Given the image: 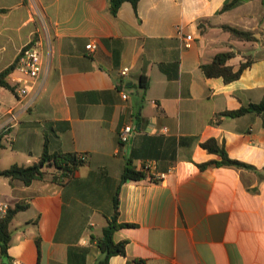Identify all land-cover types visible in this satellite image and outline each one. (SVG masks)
<instances>
[{
    "label": "crops",
    "instance_id": "1",
    "mask_svg": "<svg viewBox=\"0 0 264 264\" xmlns=\"http://www.w3.org/2000/svg\"><path fill=\"white\" fill-rule=\"evenodd\" d=\"M224 1L139 0L136 13L124 2L112 16L108 0H0V72L33 42L43 63L25 97L0 86V111L17 114L0 153L19 157L9 167L31 165L47 134L50 153L85 156L63 183L49 174L28 186L0 180L1 202L27 204L10 223L7 264H72L69 255L80 264L82 249L84 264H97L103 257L97 240L112 217L132 150L140 153L133 166L146 177L118 189L117 222L134 226L114 231L115 242H127L125 257L112 256L109 264H264V116L219 115L264 99V4L248 0L219 13ZM223 26L250 31L259 41L234 40ZM225 51L234 52L228 61L234 69L252 58L230 83L201 70ZM124 67L129 72L120 76ZM14 75L6 78L9 85ZM65 121L68 131L50 132L53 123ZM124 125L134 132L122 145L117 135ZM142 136L195 140L172 152L165 140L148 143ZM210 138L255 170L200 169L220 160L199 146ZM146 165L171 171L152 182Z\"/></svg>",
    "mask_w": 264,
    "mask_h": 264
},
{
    "label": "trees",
    "instance_id": "2",
    "mask_svg": "<svg viewBox=\"0 0 264 264\" xmlns=\"http://www.w3.org/2000/svg\"><path fill=\"white\" fill-rule=\"evenodd\" d=\"M248 0H225L222 7L219 10V13L231 10L241 5L242 3ZM128 2L131 4L134 12L136 13L137 4L139 0H108L109 3V12L112 16L117 14V11L122 3ZM264 4V0H261ZM224 31L228 32L230 37L237 41L243 42H256L259 39L250 31H244L230 26H223ZM31 45L24 47L21 52H25ZM19 56V55H18ZM18 56L13 64L0 72V86L8 88L12 91V88L6 82V78L14 72L16 61ZM234 57V52L225 51L217 53L207 64L201 65V70L204 75L208 78H217L221 77L224 83H230L237 80L242 72L248 68L252 63L251 56H245L244 61H241L237 69H234L233 66L228 64V61ZM148 87V79L143 74L140 76L139 88L144 92ZM254 113L256 115L264 116V99L258 104H249L247 107H242L233 111H225L219 115L228 116L232 118L240 117L246 113ZM70 129L69 122H55L53 123L49 130L50 132H65ZM3 132L0 133V149L2 145V136ZM148 143L158 142L165 140L169 146L170 150L175 152L177 147L185 146L192 144L195 140L193 137H180L179 139H163V137H149L142 136ZM50 137L47 134H44V143L42 153L37 162L24 166L13 164L7 169H0V177L12 180L21 181L25 186L30 185L33 181L43 180L49 174L51 180L58 183H63L66 179H69L73 173L85 163V159L81 158L79 154L73 153H62L54 152L50 153L48 151V141ZM199 146L206 150L210 154H215L219 156L220 160H212L203 164H199L198 167L203 169L210 164L215 166H231L235 168H249L255 170L254 167L247 165L243 162H240L235 159L228 157L224 143L218 142L214 138H210L204 142H200ZM149 157H156L152 154H148ZM140 157V153L136 150H132L131 155L125 160L123 171L119 180V185L115 195L113 196V214L111 219L108 221V225L102 231V238L97 240V246L103 255V257L97 262V264H109V259L112 256L120 255L125 257V246L126 241L122 240L115 242L113 239V233L115 230L125 227H133V224L127 223H118V205H119V187L122 183L130 181H139L146 177V173L142 170H136L133 166V159ZM164 157V156H163ZM169 159H174L173 155L165 156ZM152 182H157L153 178H150ZM27 208V204L18 203L14 207L8 209L6 216L3 219H0V256L7 258V249L9 247V242L11 239L10 232V223L13 217L19 212ZM39 245V240H37V246ZM86 255V250L82 249V254L78 257L82 261L80 264H84V259ZM69 261L74 264V259L69 255ZM136 261L128 260L127 264H133ZM78 264V263H77Z\"/></svg>",
    "mask_w": 264,
    "mask_h": 264
},
{
    "label": "built area",
    "instance_id": "3",
    "mask_svg": "<svg viewBox=\"0 0 264 264\" xmlns=\"http://www.w3.org/2000/svg\"><path fill=\"white\" fill-rule=\"evenodd\" d=\"M179 33L181 30H178ZM185 46H190V41L192 40L190 35H187L185 38ZM31 46L25 51L20 52L18 59L16 61V65L14 68V75L10 80V87L12 88V92L22 98L27 94H30L31 86L36 83V81L40 78L43 70L42 58L39 52V44L38 42H33L30 44ZM96 49L94 44H88L87 50L93 52ZM129 72L127 67L122 68L119 71L120 76H126ZM36 95L34 94L32 97L34 98ZM121 98L123 100L127 99L126 94H121ZM3 119L0 123V133L3 132L7 134L9 129L13 127L17 122V114L12 110H7L6 112L0 111V120ZM134 128L131 125H124L118 131V141L120 144H127L133 135ZM81 158L85 159L84 155H81ZM144 170L147 172L149 178H153L157 182L163 181L166 179L168 173L171 170L166 172L157 173L153 170L151 165H146ZM9 205L0 201V219H3L7 211L9 209Z\"/></svg>",
    "mask_w": 264,
    "mask_h": 264
},
{
    "label": "rangeland",
    "instance_id": "4",
    "mask_svg": "<svg viewBox=\"0 0 264 264\" xmlns=\"http://www.w3.org/2000/svg\"><path fill=\"white\" fill-rule=\"evenodd\" d=\"M0 166L1 167H5V168H8L9 167V163H13V162H17V163H20L19 161V157L17 156H14V155H10V153L7 151H3V153L1 152L0 153ZM0 180H4L3 178H1ZM0 264H7L6 263V259L5 257L3 256H0Z\"/></svg>",
    "mask_w": 264,
    "mask_h": 264
}]
</instances>
